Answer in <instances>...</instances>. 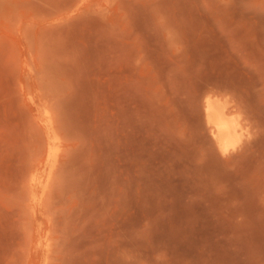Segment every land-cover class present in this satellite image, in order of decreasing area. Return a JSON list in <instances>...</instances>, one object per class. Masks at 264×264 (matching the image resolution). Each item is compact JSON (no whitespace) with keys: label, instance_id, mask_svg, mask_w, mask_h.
Wrapping results in <instances>:
<instances>
[{"label":"rangeland","instance_id":"374dc122","mask_svg":"<svg viewBox=\"0 0 264 264\" xmlns=\"http://www.w3.org/2000/svg\"><path fill=\"white\" fill-rule=\"evenodd\" d=\"M263 79L264 0H0V264H264V143L225 166L201 104L264 122Z\"/></svg>","mask_w":264,"mask_h":264},{"label":"bare ground","instance_id":"6f19581e","mask_svg":"<svg viewBox=\"0 0 264 264\" xmlns=\"http://www.w3.org/2000/svg\"><path fill=\"white\" fill-rule=\"evenodd\" d=\"M210 90L211 89L205 91L201 103L205 125H207L208 132L211 136L210 141L212 143H210L214 145L215 152L213 153L220 158L216 157V155L215 157L221 159L225 166H232L233 162L247 154L254 153L257 145L264 143V131L261 129L264 126V122L259 119L260 117H257L258 120L256 118V116H259L262 109L256 112V110H258L256 109V105L254 108V104L252 105L253 102L251 104L248 102V105L252 106L254 109L248 106L246 108L248 111H246L241 105H246V100H249L243 99L246 103H240L242 101L237 100V97H239L238 94L242 95L241 93H237L238 96L235 95V97L237 96L235 98L232 96L233 94H227V90H225V92L220 90L219 92L222 91V93ZM230 92L232 91L228 93ZM236 92L239 91L235 90V93ZM243 98L247 97L243 96ZM253 110H255L253 112L254 114L252 113ZM255 112L257 113L256 115ZM250 113L252 114L249 115ZM262 120H264V118ZM42 125L44 126L46 137L42 159L28 170L31 178L29 189L31 192V199L34 201L42 200L43 196L48 193L51 187L52 176L59 162V151L55 145L61 137L51 114H47V117L43 119ZM255 127H257V129H255ZM211 148L213 147L210 146L209 149ZM205 150L209 154L213 151V149Z\"/></svg>","mask_w":264,"mask_h":264}]
</instances>
